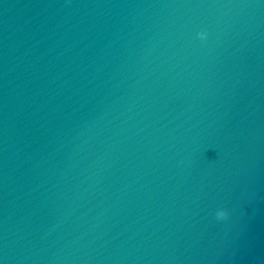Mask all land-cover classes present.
Masks as SVG:
<instances>
[{"label":"water","instance_id":"1","mask_svg":"<svg viewBox=\"0 0 264 264\" xmlns=\"http://www.w3.org/2000/svg\"><path fill=\"white\" fill-rule=\"evenodd\" d=\"M0 264H264V0H0Z\"/></svg>","mask_w":264,"mask_h":264},{"label":"clouds","instance_id":"2","mask_svg":"<svg viewBox=\"0 0 264 264\" xmlns=\"http://www.w3.org/2000/svg\"><path fill=\"white\" fill-rule=\"evenodd\" d=\"M199 36H200V39H204L205 38L203 33L199 34Z\"/></svg>","mask_w":264,"mask_h":264}]
</instances>
